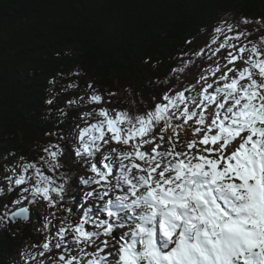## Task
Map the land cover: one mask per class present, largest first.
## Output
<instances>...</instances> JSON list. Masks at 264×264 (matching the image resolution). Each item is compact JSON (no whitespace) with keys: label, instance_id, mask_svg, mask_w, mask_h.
<instances>
[{"label":"snow or ice","instance_id":"6c2138e0","mask_svg":"<svg viewBox=\"0 0 264 264\" xmlns=\"http://www.w3.org/2000/svg\"><path fill=\"white\" fill-rule=\"evenodd\" d=\"M250 35L226 21L216 27L207 51L194 53L215 60L206 74L178 92L170 88L149 109L83 114L98 117L78 126L74 138L75 157L91 173L80 180L89 189L83 203L74 190L76 204L64 207L68 177L60 158L67 150L58 144L37 161L21 157L18 166H4L10 174L0 195L18 190L4 205L9 222L27 221L32 204L53 210L44 227L56 231L32 245L40 252L21 254L24 264H264V37L241 43ZM225 49L227 71L217 76ZM237 61L245 67H228ZM89 102L106 103L99 94ZM185 128L194 137L186 144ZM77 207L78 222L57 215ZM53 249L60 251L55 258L48 255Z\"/></svg>","mask_w":264,"mask_h":264},{"label":"trees","instance_id":"16d2710c","mask_svg":"<svg viewBox=\"0 0 264 264\" xmlns=\"http://www.w3.org/2000/svg\"><path fill=\"white\" fill-rule=\"evenodd\" d=\"M231 13L264 32V0H0V159L45 154L72 122L73 91L61 94L49 79L71 75L82 87L76 99L92 85L106 103L86 97L90 106L139 113L153 107L188 48L200 46L198 36ZM51 88L68 96L62 109L47 105ZM8 230L0 232V264H24L22 253L42 250L27 225Z\"/></svg>","mask_w":264,"mask_h":264},{"label":"rangeland","instance_id":"374dc122","mask_svg":"<svg viewBox=\"0 0 264 264\" xmlns=\"http://www.w3.org/2000/svg\"><path fill=\"white\" fill-rule=\"evenodd\" d=\"M233 15H236L235 13H232ZM225 70L227 69V68H225V67H223ZM71 76V75H70ZM38 158H39V156H36V157H34V159L35 160H38ZM34 253H36V251L34 252Z\"/></svg>","mask_w":264,"mask_h":264},{"label":"bare ground","instance_id":"6f19581e","mask_svg":"<svg viewBox=\"0 0 264 264\" xmlns=\"http://www.w3.org/2000/svg\"><path fill=\"white\" fill-rule=\"evenodd\" d=\"M201 13V12H200Z\"/></svg>","mask_w":264,"mask_h":264}]
</instances>
